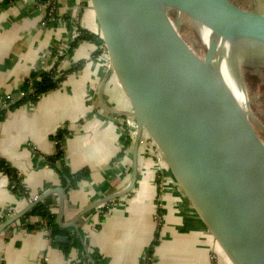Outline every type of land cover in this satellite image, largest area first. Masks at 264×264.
I'll list each match as a JSON object with an SVG mask.
<instances>
[{
	"label": "crops",
	"instance_id": "0c3cea01",
	"mask_svg": "<svg viewBox=\"0 0 264 264\" xmlns=\"http://www.w3.org/2000/svg\"><path fill=\"white\" fill-rule=\"evenodd\" d=\"M79 28L97 33L86 0H0V110L6 108L0 157L17 169L30 194L56 204L58 225L80 229L87 253L99 255L95 264H141L154 240L152 264H212L216 252L219 264H229L150 140L139 144L133 188L120 195L132 172L133 140L123 129L130 106L103 52L95 54L101 47L76 41ZM80 62L36 102L9 107L32 72L60 75ZM63 129L64 163L72 172L89 170L72 188L46 163L57 148L53 136ZM58 187L65 189L62 208L58 192L45 194ZM29 203L0 172L1 263L74 264L77 250L66 255L36 216L21 220L25 213L3 226ZM72 219L74 225L63 226Z\"/></svg>",
	"mask_w": 264,
	"mask_h": 264
},
{
	"label": "water",
	"instance_id": "95a60500",
	"mask_svg": "<svg viewBox=\"0 0 264 264\" xmlns=\"http://www.w3.org/2000/svg\"><path fill=\"white\" fill-rule=\"evenodd\" d=\"M86 1L136 126L131 179L120 195L135 184L138 148L147 135L229 264H264V141L215 56L221 40L264 45V12L232 0ZM182 15L199 27L204 55L182 37ZM201 26L212 33L207 44ZM64 190L45 194L58 192L62 208ZM72 225L74 219L63 226Z\"/></svg>",
	"mask_w": 264,
	"mask_h": 264
},
{
	"label": "trees",
	"instance_id": "16d2710c",
	"mask_svg": "<svg viewBox=\"0 0 264 264\" xmlns=\"http://www.w3.org/2000/svg\"><path fill=\"white\" fill-rule=\"evenodd\" d=\"M91 40L98 46H100L99 37L97 34L89 32L83 28H79V34L76 36V41L79 40ZM102 49L95 52L98 54ZM75 64L70 69L63 71L64 73L58 75L54 69L50 70H37L30 74V76L25 79L22 90L24 94L19 97L15 102H12L9 107H16L25 103H34L38 98L47 93L50 90L57 88L61 81L63 80L66 73L71 72L77 69L80 66ZM6 108L0 110V119L3 118ZM66 132L65 129L59 130L54 136L53 139L57 143V148L54 154L49 156L46 160V163L54 168L55 171L60 175L62 184L67 186V188L75 187L80 179H83L88 176L89 170L87 168L81 169L76 172H72L64 163V152L61 145L63 134ZM0 172L8 178V187L17 195L22 197H28L29 191L23 185L21 181V176L18 173L17 169L12 167L4 158L0 157ZM56 204L51 203L49 200L43 199L38 201L24 217H21V220L25 219L27 216H36L38 219L37 225H40L41 228H48L50 233V241L58 245L62 251L68 255L71 249H76L78 252V258L74 264H95L99 258L97 252L93 251L87 253V250L84 246L83 234L80 229L75 227H61L55 222L56 213L52 210ZM56 236H67L65 242H56L54 238ZM156 241H152L145 250V256L141 260V264H152L151 256L153 253V246ZM44 264V263H42Z\"/></svg>",
	"mask_w": 264,
	"mask_h": 264
},
{
	"label": "rangeland",
	"instance_id": "374dc122",
	"mask_svg": "<svg viewBox=\"0 0 264 264\" xmlns=\"http://www.w3.org/2000/svg\"><path fill=\"white\" fill-rule=\"evenodd\" d=\"M232 1L246 9H256L264 12V0ZM177 24L182 37L199 55H204L205 45L199 37V27L183 15ZM201 36L205 43L202 30ZM230 46L229 51H223L222 47L218 46L215 54L216 60L219 62L224 61L226 70L229 69L230 76L244 92L250 120L264 141V45L254 42H242L240 44H230ZM149 245H151V242Z\"/></svg>",
	"mask_w": 264,
	"mask_h": 264
},
{
	"label": "built area",
	"instance_id": "2783aa9c",
	"mask_svg": "<svg viewBox=\"0 0 264 264\" xmlns=\"http://www.w3.org/2000/svg\"><path fill=\"white\" fill-rule=\"evenodd\" d=\"M50 11H53V8H51ZM78 34H79V29H77V30L75 29L74 36H78ZM101 58H103L106 61L105 56H102ZM6 98H9V96L6 97ZM123 129H124L125 135H127L128 137H130L131 140H133L134 137H135V135H136V126H135L134 121H133V119H132L131 116H127V118H125V120L123 121ZM145 140L146 141L147 140H150L151 141V143L154 145V149H155V151L157 153V158L158 159H162V156L159 153L157 147L155 146V144L153 143V141L147 135H143L142 136L140 143L144 142ZM39 197H40L39 194H29L28 200H29V202H32V201L37 200ZM156 219L159 220L158 219V216H156ZM43 230L45 232L49 233L48 228L45 227V228H43ZM210 258L212 260V264H219V257H218L217 252H216V254L215 253H212L210 255Z\"/></svg>",
	"mask_w": 264,
	"mask_h": 264
},
{
	"label": "bare ground",
	"instance_id": "6f19581e",
	"mask_svg": "<svg viewBox=\"0 0 264 264\" xmlns=\"http://www.w3.org/2000/svg\"><path fill=\"white\" fill-rule=\"evenodd\" d=\"M200 29L203 31L204 33V39H205V44L209 43L210 39H211V31L204 27V26H201ZM219 46L222 47L223 51H229L231 46H230V43L229 42H226V41H220L219 43ZM226 63V62H225ZM219 66H220V69L222 71V73L224 74V77L228 83V85L230 86V88L232 89V92L234 93L235 97L237 98L238 102L246 108V98H245V95H244V92L238 87V85L234 82V80L232 79V77L230 76V73H229V69L226 70V67L224 65V61H220L219 62ZM242 92V93H241Z\"/></svg>",
	"mask_w": 264,
	"mask_h": 264
}]
</instances>
